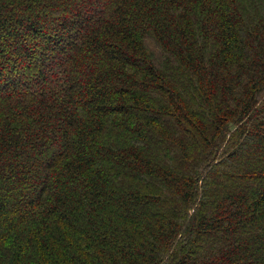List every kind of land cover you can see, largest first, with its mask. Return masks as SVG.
I'll list each match as a JSON object with an SVG mask.
<instances>
[{
  "label": "trees",
  "instance_id": "obj_1",
  "mask_svg": "<svg viewBox=\"0 0 264 264\" xmlns=\"http://www.w3.org/2000/svg\"><path fill=\"white\" fill-rule=\"evenodd\" d=\"M0 264H264V0H0Z\"/></svg>",
  "mask_w": 264,
  "mask_h": 264
},
{
  "label": "rangeland",
  "instance_id": "obj_2",
  "mask_svg": "<svg viewBox=\"0 0 264 264\" xmlns=\"http://www.w3.org/2000/svg\"><path fill=\"white\" fill-rule=\"evenodd\" d=\"M48 32H50L51 34H55L56 32L53 30V29H49L48 27L46 28ZM43 32V31H42ZM13 77H16V74L15 75H11V79L13 80Z\"/></svg>",
  "mask_w": 264,
  "mask_h": 264
}]
</instances>
